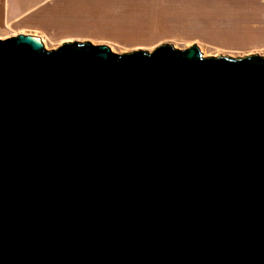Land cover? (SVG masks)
I'll use <instances>...</instances> for the list:
<instances>
[{
	"label": "water",
	"instance_id": "obj_1",
	"mask_svg": "<svg viewBox=\"0 0 264 264\" xmlns=\"http://www.w3.org/2000/svg\"><path fill=\"white\" fill-rule=\"evenodd\" d=\"M0 264H264V56L0 39Z\"/></svg>",
	"mask_w": 264,
	"mask_h": 264
},
{
	"label": "rangeland",
	"instance_id": "obj_2",
	"mask_svg": "<svg viewBox=\"0 0 264 264\" xmlns=\"http://www.w3.org/2000/svg\"><path fill=\"white\" fill-rule=\"evenodd\" d=\"M68 12L74 24L67 31L11 27L0 29V39L32 34L48 50L74 41L117 54L196 44L203 56H264V0H91Z\"/></svg>",
	"mask_w": 264,
	"mask_h": 264
},
{
	"label": "crops",
	"instance_id": "obj_3",
	"mask_svg": "<svg viewBox=\"0 0 264 264\" xmlns=\"http://www.w3.org/2000/svg\"><path fill=\"white\" fill-rule=\"evenodd\" d=\"M91 0H0V29L24 27L47 33L67 31L72 24L68 10L89 5Z\"/></svg>",
	"mask_w": 264,
	"mask_h": 264
}]
</instances>
